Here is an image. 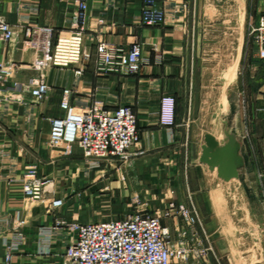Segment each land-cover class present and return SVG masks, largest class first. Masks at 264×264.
<instances>
[{"label":"crops","instance_id":"0c3cea01","mask_svg":"<svg viewBox=\"0 0 264 264\" xmlns=\"http://www.w3.org/2000/svg\"><path fill=\"white\" fill-rule=\"evenodd\" d=\"M222 1L223 5L217 0H155L152 7L164 10L165 21L147 24L143 21L147 0H88L84 46L92 57L80 75L76 73L78 65L48 66L44 78L50 90L41 102L35 101L30 91V82L39 74L33 63L40 52L27 42L25 29L38 25L51 26L56 33L70 30L75 24L76 1H4L2 12L16 35L13 41L0 44V60L17 68L0 90V228L4 235L0 264H7V244L19 221L25 222L20 227L25 241L8 264H65L72 235L69 223L154 212L170 203L188 205L198 214L199 220L192 227L179 214L162 218L173 241L184 238L187 232L185 239L193 254L185 264L232 262L227 193L233 194V213L247 210L245 218L250 221H258L260 210L264 213V196L260 195L264 188V60L249 35L250 23L264 15V0ZM229 8L245 16L248 33L240 31L233 38L235 52L231 55H214L219 58L216 68L223 67L214 74L215 97L206 100L210 109L214 107L210 121L215 127L204 131L199 151L189 163V155H195L192 125L198 122L196 111L201 110L197 83L206 76L207 60L211 59L201 52L202 44L217 24L227 23ZM101 41L125 48L139 41L150 63L136 74L101 73L96 60ZM66 89L71 90L70 102L79 110L101 103L109 109L129 105L137 114L140 141L127 162L106 160L114 162L107 165L114 172L111 176L106 177L104 169H91L77 144L71 151L65 144L51 145L49 119L65 114L62 100ZM166 94L177 100L172 126L160 121L161 100ZM227 124L245 159L239 176L230 181L200 160L206 134L222 144ZM33 180L43 183L38 199L28 197L24 190L25 183ZM101 182L105 183L102 191L109 196L108 205L121 214L99 217L90 213L102 194ZM90 183L91 188H87ZM84 187L94 198L91 204L68 200L67 193L62 194V189L74 192ZM54 198H63L64 205L52 209ZM47 228L49 239L43 232ZM46 244L51 251L42 253ZM204 249L209 252L207 260L198 255Z\"/></svg>","mask_w":264,"mask_h":264},{"label":"built area","instance_id":"2783aa9c","mask_svg":"<svg viewBox=\"0 0 264 264\" xmlns=\"http://www.w3.org/2000/svg\"><path fill=\"white\" fill-rule=\"evenodd\" d=\"M5 0H0V44L13 41L16 30L2 12ZM67 1V0H60ZM77 13L75 24L68 31L56 30L51 26H31L25 29L26 40L40 54L33 67L39 71L36 79L30 82L31 95L37 102L43 101L50 90L44 78L48 66L78 65L77 74H82L83 66L90 61L92 54L84 46L85 24L89 9L88 0H75ZM155 0H147L143 8V21L158 24L165 21V12L152 7ZM22 27H25L21 23ZM249 35L258 48V56L264 60V15L249 25ZM97 68L101 73L136 74L142 71L150 60L143 55L141 42H134L130 48L101 41L97 46ZM17 67L0 60V90ZM20 84L17 83L16 87ZM71 90L64 91L62 108L65 114L50 118V143L53 147L65 144L68 151L77 144L91 168H97L102 161L117 159L127 162L140 141L138 116L129 105L109 109L95 103L86 110H79L70 102ZM177 100L166 94L160 105V121L163 125L176 123ZM43 183L39 180L25 183L28 197L38 199L42 195ZM64 205L63 198H54L50 207L59 209ZM179 214L192 227L199 219L197 211L188 205L176 206L171 203L166 211H137L126 217L94 222L73 221L68 227L71 241L65 252V264H185L192 256L186 238L173 241L168 227L162 218ZM24 220L19 221L16 234L7 244L6 262L11 261L13 252L25 241L20 229ZM50 238V229L43 231ZM0 228V239H3ZM7 243V242H6ZM42 253L51 251L48 244ZM204 260L209 252L198 253Z\"/></svg>","mask_w":264,"mask_h":264},{"label":"rangeland","instance_id":"374dc122","mask_svg":"<svg viewBox=\"0 0 264 264\" xmlns=\"http://www.w3.org/2000/svg\"><path fill=\"white\" fill-rule=\"evenodd\" d=\"M218 4L223 5L224 2L222 0H217ZM228 21L227 23L223 24H217L215 28H213L210 32L206 34V40L202 44V50L201 52L206 54V57L210 58V60H207L208 62V69L206 70V76L202 77L200 79L199 84V90L196 93L197 95V103L201 104V110L196 111V115L199 116L197 119L198 122L192 125L193 136L194 138L191 139V141L194 144V152L195 155H189L188 162L190 163L193 160V156H196L197 152L199 151V139H201L203 133L205 130L214 129L215 124L211 123L210 116H214L215 113L213 111L214 107L212 109L209 108V103L206 101L209 98H214L215 93V84L214 81V74L217 75L216 72H218L219 67H217V64L219 62V58L215 59V54H218V56L221 54L226 53L227 55H231L233 52H235V43L234 37L239 36L240 31H243L244 35H247L248 33V24L247 20L245 19V16H240V13L236 9L229 8L228 10ZM220 17V16H218ZM243 20V21H242ZM227 38V42L223 43V38ZM232 41V42H231ZM222 42V43H221ZM226 62L225 60L223 63ZM210 65V68H209ZM223 65V64H222ZM216 68V69H215ZM223 69L221 66L220 69ZM200 91V92H199ZM207 102V103H205ZM208 105V106H207ZM212 111V112H211ZM214 113V114H213ZM86 161V159H85ZM118 160L115 163L114 162H107L102 161L100 163V166L97 168H94V170H102L104 169V174L106 177L111 176L114 172L111 170V167L107 168V165L114 164H120ZM93 169V168H91ZM119 173V172H118ZM120 174V173H119ZM264 178V177H263ZM87 188H91V183L87 185ZM105 187V183L101 182L100 189H101V195L98 199V204H95L93 208L91 209V214H94L95 216L104 217L106 214H121L122 211H116L112 207L108 205V199L109 196L107 194V191H102V189ZM85 188H78L74 192H72V189H62V194L64 195L67 193L68 200L73 201H79V202H89L91 204L92 198L91 193L87 194L85 193ZM67 190V191H65ZM99 189H96V192ZM105 193V194H104ZM264 188L263 191H260V195L263 197L264 195ZM238 195V194H237ZM233 194L227 193V200H228V207L229 211H227V217L230 219L229 226H227V233L230 235V244L233 247V258L232 262L226 261V263L223 262V264H264V213L263 210H260V212L256 213V216L258 218L257 220H247L245 218L246 211L243 212L240 210H237L235 213H233L232 209V198ZM240 196V193L239 195ZM97 200V199H96ZM242 200V199H241ZM241 204V202H239ZM171 204V203H170ZM244 206V205H239ZM246 206V205H245ZM161 212L166 211L167 208L164 209V207L160 208ZM159 209L155 210L154 212L158 211ZM120 212V213H118ZM150 213H154L151 211H148ZM87 213L86 211L83 212V214ZM233 222H237L234 224ZM254 223V225H253ZM241 236V238L238 236Z\"/></svg>","mask_w":264,"mask_h":264},{"label":"water","instance_id":"95a60500","mask_svg":"<svg viewBox=\"0 0 264 264\" xmlns=\"http://www.w3.org/2000/svg\"><path fill=\"white\" fill-rule=\"evenodd\" d=\"M224 134L226 137L222 144L212 134H206L200 160L211 170L217 169L220 178L230 181L239 176V168L244 165L245 159L239 154L240 144L235 142L228 124L224 126Z\"/></svg>","mask_w":264,"mask_h":264}]
</instances>
